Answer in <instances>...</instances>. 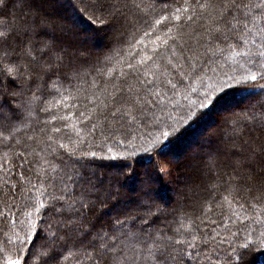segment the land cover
<instances>
[{"label":"snow or ice","instance_id":"obj_1","mask_svg":"<svg viewBox=\"0 0 264 264\" xmlns=\"http://www.w3.org/2000/svg\"><path fill=\"white\" fill-rule=\"evenodd\" d=\"M105 34L116 47L92 63L88 45ZM234 91L264 93V0H0V264H248L264 247V97L233 113L223 149L177 191L207 181L227 195L177 223L156 188L172 172L165 150ZM70 98L83 110L56 114ZM141 156L151 170L127 196L93 163L119 161L127 180ZM225 202L260 228L231 231Z\"/></svg>","mask_w":264,"mask_h":264},{"label":"trees","instance_id":"obj_2","mask_svg":"<svg viewBox=\"0 0 264 264\" xmlns=\"http://www.w3.org/2000/svg\"><path fill=\"white\" fill-rule=\"evenodd\" d=\"M68 11L70 12L71 9L69 8ZM114 47H116V45L113 44L111 34H105L101 38L90 42L88 45L90 52V62L94 63L97 58L103 59L105 55H111L112 49ZM224 70L227 71L228 69L225 68ZM77 83L78 82L76 80L71 81L72 86L77 85ZM61 84H63L64 87H69L67 81H55L57 88H60ZM83 87L86 88L87 85L84 84ZM229 91L232 90L230 89ZM253 91L260 93V89L258 88L254 89ZM71 96H76L75 91H71ZM262 97H264V93H261V95L257 97H249L246 92L234 91L233 96L230 97L228 103L217 105L210 112H208L207 109H199L200 113L207 114L201 116L198 120L193 121L191 126H185L182 134L165 150L167 155L162 158L167 159L170 162L172 172L171 175L160 177L156 188L160 196L163 198V201L166 202L161 203V208L167 214V219L169 221L175 219L178 223L179 218L185 214H187V216L198 215L199 205L202 201L212 198H215L219 201L221 200V194L227 195V193L224 192L223 188L220 187L219 184L216 189L206 186L207 181L199 184L190 183L189 187L192 188V191L187 193V189H185V192L187 193L185 199H181L177 195V191L180 186L179 181L181 178L191 182H196L197 169L201 163V160L210 152H213L217 149H223L224 143L227 140V127L232 119L233 113H238L240 109L244 108L249 103L254 102L255 99ZM46 98L52 100L61 99L62 97L53 92L51 96H47ZM195 98V96L192 97V99ZM177 99L180 100L179 97H177ZM180 102L185 103L182 100ZM66 103L68 104L67 108H60L58 113H56V109L54 108L53 112L59 115H67L69 112H71L75 118L78 115V112L83 110V108L80 107V105L83 103L82 100L70 98L66 101ZM73 104H76L77 107L73 108ZM221 111L223 114L220 116V118L218 117V123L214 124L216 114ZM39 118L43 120L46 119L47 116L44 113H40ZM24 119L26 122L34 121L36 119V113L33 112L32 115L29 116L28 113L25 112ZM74 122L75 119L67 121L69 124ZM211 125H213L212 129L207 131V128ZM90 126V124L85 122V127L82 128L84 138L89 140V142H91L92 137L87 135V128ZM67 131L71 133L70 129ZM149 131H151L149 128H140L138 129V134L146 135ZM96 140L97 142L100 140L98 134L96 136ZM137 161V175L127 180L123 176L119 175L118 169L116 167H113V165H118L119 161L97 159L94 160L93 163L95 164L98 173L102 172L105 177H114L118 179L124 185L120 189L121 194L127 196L136 191L138 187V181L141 178L143 172L146 169L151 170V165L149 164L147 157H138ZM210 193L212 194L211 196ZM240 202L243 203L244 201L241 200ZM217 211H223L225 216H230L232 220L235 221V224L231 222L227 223V227L233 232L236 231L238 227L242 226H246L254 231L260 228V225L251 223L250 221H245L243 225H241L239 221H236V217L232 215L233 212L240 214L242 218L241 209L236 203H233L231 208H229L228 203L225 202L223 204V208L217 209ZM249 215H251V213H249ZM213 218L219 219L218 217ZM212 227L215 226L213 225ZM205 230L209 231L210 229ZM216 231L220 233V238L228 235V233L224 230L223 225L217 228ZM227 248L228 245L225 243L221 249V252L223 253V249ZM245 260L248 262V264H264V247L254 245L246 254ZM220 264H224L223 256L221 257Z\"/></svg>","mask_w":264,"mask_h":264},{"label":"rangeland","instance_id":"obj_3","mask_svg":"<svg viewBox=\"0 0 264 264\" xmlns=\"http://www.w3.org/2000/svg\"><path fill=\"white\" fill-rule=\"evenodd\" d=\"M219 114V115H218ZM223 114V112L221 111V112H218L217 114H216V117H215V123L214 124H217L218 123V119L220 118V116ZM219 117V118H218ZM212 126L213 125H211V126H209L208 128H207V131H209V130H211L212 129Z\"/></svg>","mask_w":264,"mask_h":264}]
</instances>
